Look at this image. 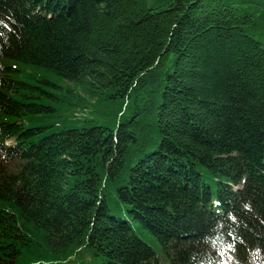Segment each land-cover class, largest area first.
I'll list each match as a JSON object with an SVG mask.
<instances>
[{"label":"trees","instance_id":"16d2710c","mask_svg":"<svg viewBox=\"0 0 264 264\" xmlns=\"http://www.w3.org/2000/svg\"><path fill=\"white\" fill-rule=\"evenodd\" d=\"M0 264H264V0H0Z\"/></svg>","mask_w":264,"mask_h":264},{"label":"rangeland","instance_id":"374dc122","mask_svg":"<svg viewBox=\"0 0 264 264\" xmlns=\"http://www.w3.org/2000/svg\"><path fill=\"white\" fill-rule=\"evenodd\" d=\"M45 88L48 91H51L50 86H46ZM75 93L83 97V93L82 92L80 93V90L75 89ZM110 101L106 103H99V104L97 103L96 105H93L91 108L86 110V115L84 114L85 116L78 120L80 122L79 126L84 125L83 122L85 121V119L91 118L94 119L98 125L105 126L111 130L116 131V125L119 118H116V113L118 109L115 108H118L120 101L117 100H110ZM56 108H58V105L56 106ZM64 110L66 115L71 114L70 111H67L66 109ZM61 112H63L62 108L60 110V113ZM50 125H51L50 121H44L42 123H32L30 119H26L24 123V126L28 129H35L38 127H49ZM55 130L56 129L54 127L49 128L48 132L50 131L54 132ZM12 144H13L12 142L8 143V145H12Z\"/></svg>","mask_w":264,"mask_h":264},{"label":"snow or ice","instance_id":"6c2138e0","mask_svg":"<svg viewBox=\"0 0 264 264\" xmlns=\"http://www.w3.org/2000/svg\"><path fill=\"white\" fill-rule=\"evenodd\" d=\"M226 247H231V246L230 245H227ZM220 251L223 252L224 251V248H221Z\"/></svg>","mask_w":264,"mask_h":264},{"label":"bare ground","instance_id":"6f19581e","mask_svg":"<svg viewBox=\"0 0 264 264\" xmlns=\"http://www.w3.org/2000/svg\"><path fill=\"white\" fill-rule=\"evenodd\" d=\"M106 109H107V108H106ZM113 109H114V108H113ZM113 109H112V110H113ZM115 109H117V108H115ZM107 114H108V113H107ZM117 115H118V114H117ZM108 116H109V115H108Z\"/></svg>","mask_w":264,"mask_h":264}]
</instances>
